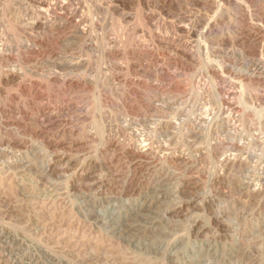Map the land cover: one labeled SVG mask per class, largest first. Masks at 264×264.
Returning <instances> with one entry per match:
<instances>
[{"label": "rangeland", "instance_id": "374dc122", "mask_svg": "<svg viewBox=\"0 0 264 264\" xmlns=\"http://www.w3.org/2000/svg\"><path fill=\"white\" fill-rule=\"evenodd\" d=\"M0 85V264H264V0H0Z\"/></svg>", "mask_w": 264, "mask_h": 264}, {"label": "bare ground", "instance_id": "6f19581e", "mask_svg": "<svg viewBox=\"0 0 264 264\" xmlns=\"http://www.w3.org/2000/svg\"><path fill=\"white\" fill-rule=\"evenodd\" d=\"M74 1V0H73ZM64 10V9H63ZM44 16V15H43ZM70 16V15H69ZM53 17V16H52ZM51 17V18H52ZM63 17V16H62ZM67 18V17H66ZM47 20V19H46ZM66 20V19H65ZM54 21V20H53ZM70 21V20H69ZM61 22V21H60ZM53 23V22H52ZM78 23V22H77ZM57 26V25H56ZM68 26V25H67ZM70 26H71V24H70ZM51 27V26H50ZM77 27V26H76ZM74 28V27H73ZM16 29V28H15ZM50 29V28H49ZM70 30V29H69ZM83 31V30H82ZM73 34H75V33H73ZM85 35V34H84ZM76 36V35H75ZM63 39V38H62ZM85 39V38H84ZM83 39V40H84ZM121 40V39H120ZM77 41V40H76ZM122 41V40H121ZM161 41V40H160ZM34 42V41H33ZM68 42V41H67ZM85 42V41H84ZM124 42V41H123ZM129 42V41H128ZM41 43H42V41H41ZM66 43V42H65ZM83 43V42H82ZM85 44V43H84ZM87 44V43H86ZM93 44V43H92ZM124 44V43H123ZM83 45V44H82ZM89 45V44H88ZM91 45V44H90ZM122 45V44H121ZM125 47V46H124ZM164 47V46H163ZM26 48V47H25ZM38 49V48H37ZM102 49V48H101ZM3 50V49H2ZM7 50V49H6ZM79 50V49H78ZM85 50V49H84ZM4 52V51H3ZM33 52V51H32ZM92 52V51H91ZM44 53V52H43ZM93 53V52H92ZM27 57V56H26ZM32 57V56H31ZM2 75H3V73H2ZM14 77V76H13ZM75 77V76H74ZM79 77V76H78ZM78 79V78H77ZM73 81V80H72ZM72 81H69L68 82V84L70 85V86H76V85H78V83L77 82H72ZM98 82V81H97ZM91 85V84H90ZM1 86V85H0ZM84 86V85H83ZM82 86V87H83ZM103 86V85H102ZM80 87V86H79ZM84 87H86V86H84ZM88 87V86H87ZM123 88V87H122ZM109 92V91H108ZM119 92V91H118ZM117 93V92H116ZM113 96V95H112ZM122 96H120V98H121ZM99 98V97H98ZM102 98V97H101ZM117 98V97H116ZM128 98V97H127ZM105 99V98H104ZM113 99V98H112ZM109 101V100H108ZM119 101H121V100H119ZM126 101V100H125ZM118 104V103H117ZM5 111V110H4ZM42 129V128H41ZM65 129V128H64ZM36 131H39V130H35V132ZM40 132V131H39ZM42 132V131H41ZM40 132V133H41ZM60 132V131H59ZM72 132V131H71ZM43 133V132H42ZM47 133H48V131H47ZM58 133V132H57ZM64 134V133H63ZM47 135V134H46ZM67 135V134H66ZM51 137V136H50ZM50 139V138H49ZM51 141V140H50ZM134 142H135V140H134ZM107 143V142H106ZM109 144V143H108ZM146 145V144H145ZM71 146V145H70ZM142 146V145H141ZM139 147V148H142V147ZM144 146V145H143ZM83 147V146H82ZM128 148V147H127ZM148 148V147H147ZM134 149V148H133ZM138 149V148H137ZM146 149H139L138 151H133V155L134 156H137V157H142V156H144V155H146V151H145ZM125 151V150H124ZM148 151V150H147ZM152 151V150H151ZM216 152V151H215ZM101 153V152H100ZM131 154H132V152H131ZM132 155V156H133ZM215 155V154H214ZM112 156H114V155H112ZM131 156V155H130ZM98 158V157H97ZM100 158V157H99ZM111 159V158H110ZM222 160V159H221ZM230 159H227V161H229ZM58 161V160H57ZM107 161V160H106ZM136 161V160H135ZM119 162V161H118ZM123 162H125V161H123ZM146 162V161H145ZM236 162V161H235ZM130 163V162H129ZM225 163V162H224ZM234 163V162H233ZM118 165V164H117ZM130 165V164H129ZM226 165V164H225ZM111 166V165H110ZM233 166V165H232ZM113 167V166H112ZM118 168V167H117ZM136 168V167H135ZM138 168V167H137ZM134 169V168H133ZM258 190V189H257ZM63 220V219H62ZM79 226V225H78ZM44 227V226H43ZM45 229V228H44ZM58 229V228H57ZM69 229V228H68ZM56 230V229H55ZM65 230V229H64ZM74 230V229H73ZM57 231V230H56ZM78 232V231H77ZM48 233V232H47ZM58 233V232H57ZM56 233V234H57ZM63 233V232H62ZM61 233V234H62ZM65 233V232H64ZM72 235V234H71ZM85 235V234H84ZM86 236V235H85ZM59 238V237H58ZM83 238H84V236H83ZM91 238V237H90ZM79 239V238H78ZM89 239V238H88ZM55 240V239H54ZM80 240V239H79ZM91 240V239H90ZM59 242V241H58ZM62 243V242H61ZM66 245V244H65ZM81 245V244H80ZM74 246V245H73ZM79 248H81V247H79Z\"/></svg>", "mask_w": 264, "mask_h": 264}]
</instances>
